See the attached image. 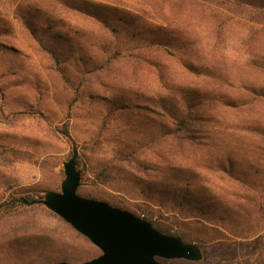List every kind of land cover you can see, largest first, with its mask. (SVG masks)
<instances>
[{"label":"rangeland","instance_id":"obj_1","mask_svg":"<svg viewBox=\"0 0 264 264\" xmlns=\"http://www.w3.org/2000/svg\"><path fill=\"white\" fill-rule=\"evenodd\" d=\"M58 1L0 0V203L26 191L39 190L45 194L49 191L60 192L65 179L63 164L72 157L73 146H76L81 160L79 169L84 173L85 185L92 191L94 199L115 202L119 208L136 215L148 208L155 219L162 216L163 221L169 222L201 216V206L210 210L218 207L220 213L229 211L236 214L237 217L231 221L235 225L233 231L236 236L252 234L251 231L256 233L258 228L257 233L260 234L257 237L264 234V226L257 217L258 198L242 199L244 194L241 188L227 177L218 164L219 160L230 157L239 172L247 170L251 163L245 151L244 140L247 136L235 130V121L250 123L257 118L264 122L262 111L237 116L224 113L218 106L231 97L234 85L241 82L264 83L263 75L245 69L249 55L264 52V38L250 37V28L257 30L260 24L252 22L251 25H245L234 21L223 37L214 38L208 32L207 18L204 19L208 12L205 11L203 15L204 11L194 8L193 1L215 6L207 0H82L92 5L116 7L123 12L158 19L196 34L193 37L195 53L200 60L201 71L198 75L185 78L179 75L180 70L176 65L168 63L162 79L168 89L159 82L155 73L143 70L134 73L124 65L114 68L111 75L104 78L99 79L97 75L81 76L79 59L83 50L93 55L99 53V47H91L88 43L91 38L102 37L101 28L93 21L68 14ZM26 12L44 27L48 18L56 19L63 26L65 34L57 42L60 59L67 67L65 76L70 77L69 83L54 69L53 60L39 47L36 39L23 28L19 17ZM68 29L75 33L68 36ZM79 78L87 82L79 84ZM184 82L206 92L214 108L217 106L213 112L214 120L228 126L214 132L217 149L210 161L215 162H182L164 166L150 155V158L144 154L138 155L137 161L152 168L146 177L118 161L121 156H136L139 139H146V118L155 117L160 108L176 106L179 94L177 86ZM129 85H133L132 90L138 95L134 99L136 110L122 116H109L110 99ZM130 114L132 118L127 116ZM64 127H68L72 139L70 142L63 134ZM142 129H145L144 133ZM203 164L208 165L204 167ZM109 165L113 178L105 183L94 184L96 174ZM160 187L168 193L174 190L177 201V194L181 192L184 195L187 190L194 192L196 198H188L183 207H176L174 201L164 198L161 192H158L161 197L158 196L153 190L160 191ZM150 190L154 191L155 196L149 194ZM224 214L210 217L221 227L220 223L228 224V221H221ZM32 216L19 214L13 220L18 224L26 222L30 226V220L34 218ZM36 220L38 228L28 230L30 235H41L43 229H56L58 232L51 236L53 244L48 252L51 261L42 264L85 262L88 245L84 239L43 214H38ZM227 243L229 241L225 245L224 242H214L205 247L199 245L204 255L201 262H163L239 264L233 246H227ZM62 256H68V261L63 260ZM254 260L253 263H256Z\"/></svg>","mask_w":264,"mask_h":264},{"label":"trees","instance_id":"obj_2","mask_svg":"<svg viewBox=\"0 0 264 264\" xmlns=\"http://www.w3.org/2000/svg\"><path fill=\"white\" fill-rule=\"evenodd\" d=\"M58 2L68 14L72 13L87 21H93L101 28L102 37L91 38L88 43L91 47H99V53L93 55L88 50H83V55L79 59L82 65V72L79 71L81 76L97 75L99 79L100 77L104 78L110 76L114 68L124 65L134 73L142 70L155 73L159 82L169 89L168 85L162 83L166 72L165 65L168 63L176 65L180 70L179 75L185 78L190 75H198L202 69L199 66L198 55L195 53L196 45L193 37L196 34L192 33L193 31L188 32V29H179L170 23L160 22L154 18L152 20L141 14L123 12L116 7L92 5L82 0H59ZM193 2L195 9L204 11L203 15H205V11L208 12L209 15L206 14L204 19L207 18L208 32L214 38L223 37L226 29L234 21L245 25H251L252 22L260 24L257 30L250 28V37L251 39L264 38V0H207L209 3H214L213 7L208 3ZM27 14L29 13L26 12L19 17L23 28L36 39L39 47L53 60L54 69L64 77L65 82L69 83L70 77L65 76L67 67L60 59L59 43L57 42L65 34L62 31L64 30L63 26L56 19L48 18L44 27ZM74 33L68 29V36ZM69 68L68 65V72ZM245 69L250 73L264 76V52L249 55ZM85 82L87 80L78 79L79 84ZM167 82L169 83V81ZM190 86L191 84L185 82L177 86L179 94L176 106L160 108L155 117L146 118L147 133L145 129H142L143 133L147 134L146 139H139L134 154L136 156H121L118 161L148 177L147 173L152 168L148 164L137 161L138 155L144 154L146 157L150 155L164 166L182 162L201 164V162L208 163L213 159L217 149L213 137L214 132L218 129L228 128V126L214 120L213 112L217 110V106L214 108V103L208 94ZM132 88L133 85H129L128 88L124 87L112 96L109 116L112 114L122 116L136 110L134 99L138 95L133 92ZM231 91V97L218 105L224 113L240 116L256 111L264 112V83L241 82L234 85ZM147 106L150 109L149 102H147ZM127 116L132 118V114ZM261 117L264 120V114ZM254 120L255 122L250 123L235 121V125L237 124L235 130L247 136L244 144L251 162L248 169L239 172L230 157L219 160L218 164L227 173V177L241 188L240 190L244 194L242 199L258 198V222L264 226V122L257 118ZM63 134L69 142L72 141L68 127H64ZM1 158L3 161H7L3 157ZM211 162H215V160L209 163L211 164ZM80 164L81 160L77 158L78 169ZM208 164L202 166L206 167ZM81 173L82 186L78 193L84 197L94 198L92 191L85 185L84 173ZM113 176L111 165L106 166L96 174L94 184L108 182ZM153 190L157 194L161 192L164 198L174 201L173 204L176 207H183L188 198H190L188 200L196 198L194 192L187 190L183 193L184 195H181V192L177 194L179 198L177 201L174 197V190L169 193L163 187H160V191ZM153 190L149 191L151 196H155ZM44 197V191L32 190L0 203V264H42L51 261L48 257L49 249L53 244L51 236L58 232L56 229H41L46 235H30L28 230L38 228L36 220L38 214L55 219L67 231L69 228L78 237L85 240L88 248L84 261L100 255L101 251L86 237L40 203ZM110 203L120 207L115 202ZM192 206L196 208L194 205ZM201 208L203 209L202 213H199L201 216H195L186 221L179 219L170 222L163 221L162 216L155 219L154 214L148 208L142 210V213L138 215L151 221L163 233L179 236L185 242L196 243L202 247L214 242H224L223 245H225L226 241H229L227 246H233L235 258L238 259V262L240 261L239 264H264V234L257 237L260 234L257 233L259 228L256 233L251 231L252 234L236 236L233 231L235 225L231 222L237 217L236 214L229 211L220 213L221 210L218 207V209L212 210L206 209L207 207L204 206ZM218 213H225L221 221H228L229 225L223 222L219 227L220 225L218 226L212 221L210 216ZM19 214L34 215L32 216L34 218L30 220L31 225L27 226L26 222L16 223L13 219ZM253 259L256 263H253ZM63 260L68 261V256Z\"/></svg>","mask_w":264,"mask_h":264},{"label":"water","instance_id":"obj_3","mask_svg":"<svg viewBox=\"0 0 264 264\" xmlns=\"http://www.w3.org/2000/svg\"><path fill=\"white\" fill-rule=\"evenodd\" d=\"M72 151V157L63 164L65 179L61 191L47 192L40 203L101 251L99 256L80 264H165L164 260L204 259L198 244L163 233L131 211L80 195L82 173L77 166L76 146Z\"/></svg>","mask_w":264,"mask_h":264}]
</instances>
